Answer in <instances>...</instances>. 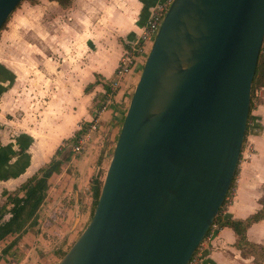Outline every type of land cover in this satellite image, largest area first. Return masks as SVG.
<instances>
[{"label":"water","instance_id":"water-1","mask_svg":"<svg viewBox=\"0 0 264 264\" xmlns=\"http://www.w3.org/2000/svg\"><path fill=\"white\" fill-rule=\"evenodd\" d=\"M21 1L0 0V28ZM263 38L264 0L171 2L90 220L55 264L188 263L236 170Z\"/></svg>","mask_w":264,"mask_h":264},{"label":"crops","instance_id":"crops-1","mask_svg":"<svg viewBox=\"0 0 264 264\" xmlns=\"http://www.w3.org/2000/svg\"><path fill=\"white\" fill-rule=\"evenodd\" d=\"M34 1L20 4L7 30L0 31V205L3 192H16L51 158L69 156L68 141L100 108L120 55L136 41L162 0H68L63 6ZM136 81L135 75L127 77L100 115L106 139L118 135L128 104L125 96ZM253 115L259 126L254 124L248 133L249 116L240 152L248 159L239 157L231 203L220 212L224 219L244 220L264 210V103ZM104 162L92 140L77 156L70 154L62 173L48 180L50 188L37 216L43 207L62 201L66 212L61 228L67 235L45 264H55L67 238L88 222L89 189L106 170ZM37 226L27 229L5 254L0 248V264H23L28 252L52 241L38 238ZM245 240L264 250V218L246 229ZM234 243L229 228L219 229L200 264H264V257L243 256Z\"/></svg>","mask_w":264,"mask_h":264},{"label":"trees","instance_id":"trees-1","mask_svg":"<svg viewBox=\"0 0 264 264\" xmlns=\"http://www.w3.org/2000/svg\"><path fill=\"white\" fill-rule=\"evenodd\" d=\"M48 1L56 2L60 6L66 5L68 3V0H48ZM30 3L35 4V1L30 0ZM19 4L16 6V8L19 6ZM7 20L2 24L0 31L3 30V27L7 22ZM148 50L149 49L147 48L146 53H148L147 52ZM258 88L264 89V38L262 40V44L259 50L255 71L251 82L249 111L252 106L251 101H252L253 92ZM248 121H249V114H248L247 123ZM246 131H247V125H246L245 133ZM92 137L91 140L88 142V144L92 140H94L96 146L98 147L104 146L105 149L111 146V150H113L112 145H114L115 143L117 134H115V138L113 140H110L111 136H109V138L106 139L105 133L102 132L99 127L98 131L94 133ZM74 138L75 136L68 142L72 143ZM57 153L58 151H56V155ZM69 156L65 157L63 160L56 159L55 157L51 158L50 162L44 168L39 169L37 173L33 175L31 178H29L25 183H23L16 192L2 193V197L4 198V201L0 205V220L5 215H8L9 218L6 222L0 223V248L3 247V249L1 250V254H5L8 251V249L15 243V240L19 236L24 234L27 229L37 226V224L39 223L37 211L41 206V204L43 203L44 199L46 198L47 192L50 188L48 184V180L52 175L59 176L62 173V167H63L62 164L68 159ZM235 172L233 178L235 176ZM233 178L226 195L232 189ZM100 186H101V179L98 176H96L92 180L91 187L89 189V199H90L89 220L93 208L96 204ZM222 206L219 209L218 214L216 218L213 220L212 224H215L218 230L225 227V228H229L233 232L235 236L234 246L241 251L243 256L254 255L255 257H264L263 249H256L245 240L246 229L251 224H254L264 218V210H260L250 215L244 220H233V219H224L221 217L220 212ZM79 234L80 231L77 232L76 236H78ZM73 242L74 241L67 243V245L65 246L66 248L64 250L58 251V253L56 254V260L60 259L63 256V254L67 251V249L72 245ZM205 254L206 252H204V255Z\"/></svg>","mask_w":264,"mask_h":264},{"label":"built area","instance_id":"built-area-1","mask_svg":"<svg viewBox=\"0 0 264 264\" xmlns=\"http://www.w3.org/2000/svg\"><path fill=\"white\" fill-rule=\"evenodd\" d=\"M172 1L173 0H162L155 6L139 37L120 55L117 66L108 84V92L104 95L100 108L94 113L91 120L87 122L86 126L80 129V132L75 136L73 142L68 146L72 157L77 156L91 140L92 135L98 131L100 115L111 103L112 96L120 89L122 81L130 76L131 70H133L136 62L139 61L142 65L147 54L145 50L148 48V45L151 46L159 23ZM239 157H241V159H248V156L242 157V155H239ZM232 194L233 192L230 190L229 193L225 195L222 206L223 209L231 203V199L233 197ZM217 231V226L212 224L207 232V235H205L199 243L187 264H200L202 257L204 256V252H206L209 243L216 235Z\"/></svg>","mask_w":264,"mask_h":264},{"label":"rangeland","instance_id":"rangeland-1","mask_svg":"<svg viewBox=\"0 0 264 264\" xmlns=\"http://www.w3.org/2000/svg\"><path fill=\"white\" fill-rule=\"evenodd\" d=\"M24 2L31 4L30 0H22L20 2V4H22ZM12 13H11V15H12ZM11 15L3 27L4 30H7L8 26L10 25ZM0 36H1V34H0ZM149 47H150V45H148V49H149ZM140 69H141V62L137 61L136 65H134V67H133V70H131L130 76L133 77L135 75V77L138 78V75L140 73ZM124 81H122V83L120 84V88L123 87ZM130 95H131V93H129V95L125 96V97H127L126 100L129 101ZM114 99H115V96L112 97V101ZM251 102H252L251 109L252 108L253 109L252 110L250 109V111H249V116H250L251 120L249 121L248 133L251 132L250 128L254 124L259 126L258 122L253 121V118H254L253 112L257 109L258 105L264 103V89L263 88H260V89L258 88L253 92ZM122 119L120 120V122L122 121ZM256 128L253 132H256ZM108 145H110V144H108ZM103 148H104V146L98 147L94 143L95 153L97 154L98 157L103 158V160L105 159L104 163H107L111 157V154H112L111 146H109L106 149L105 148L103 149ZM65 149H66V152H68L69 149L68 148H65ZM103 171H104V169H102L101 174H99V178L101 179V181L103 179L104 172H105V171L104 172ZM65 212H66V205L62 201H60V203H59V201H56L54 204L49 205L48 208L43 207L41 209V213H39L38 216H39L40 222H42L43 225L39 224L37 226V232H38L37 237L42 238L44 236L46 239H48V238H49V240L52 239V241H50L49 244L47 243L48 245H46V246H43L45 243H43L42 245L39 244V246H36V248L33 249L32 252L31 251L28 252L27 255L25 256V258H23V264H45L46 260H48L52 257L53 249L55 250L56 247L62 243L64 238H66V235H67V232H62V228H61V223L64 220ZM86 223H88V222H83L80 225V232L86 226ZM73 235H75V236L67 238V243L74 241L78 237V236H76V233ZM65 248H63V249H65Z\"/></svg>","mask_w":264,"mask_h":264}]
</instances>
